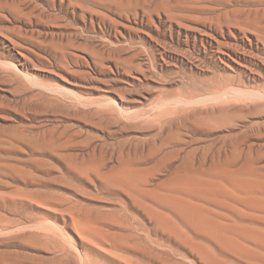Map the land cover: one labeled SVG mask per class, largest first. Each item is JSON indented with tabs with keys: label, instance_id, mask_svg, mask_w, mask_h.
Segmentation results:
<instances>
[{
	"label": "rangeland",
	"instance_id": "374dc122",
	"mask_svg": "<svg viewBox=\"0 0 264 264\" xmlns=\"http://www.w3.org/2000/svg\"><path fill=\"white\" fill-rule=\"evenodd\" d=\"M225 1L0 0L1 264H201L94 166L264 172V32Z\"/></svg>",
	"mask_w": 264,
	"mask_h": 264
},
{
	"label": "bare ground",
	"instance_id": "6f19581e",
	"mask_svg": "<svg viewBox=\"0 0 264 264\" xmlns=\"http://www.w3.org/2000/svg\"><path fill=\"white\" fill-rule=\"evenodd\" d=\"M241 4L225 9L224 21L263 33L264 9H249L244 0ZM94 168L105 187H117L133 194L129 197L142 207L155 228L187 247L201 264H264V172L250 161L240 167L226 161L205 168L175 171L168 182L157 189L148 187L147 173L151 171L146 173L133 162L119 163L105 173L100 172L98 166ZM84 232L95 237L99 234L94 229ZM122 237L110 239L116 249L142 252L141 246L131 247L128 238H124L127 236ZM167 263L175 264L172 260Z\"/></svg>",
	"mask_w": 264,
	"mask_h": 264
}]
</instances>
